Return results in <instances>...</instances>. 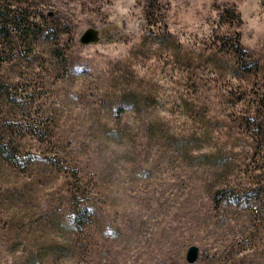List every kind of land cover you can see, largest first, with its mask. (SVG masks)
<instances>
[{"label":"rangeland","instance_id":"obj_1","mask_svg":"<svg viewBox=\"0 0 264 264\" xmlns=\"http://www.w3.org/2000/svg\"><path fill=\"white\" fill-rule=\"evenodd\" d=\"M257 144L264 0H0V264H264Z\"/></svg>","mask_w":264,"mask_h":264},{"label":"water","instance_id":"obj_2","mask_svg":"<svg viewBox=\"0 0 264 264\" xmlns=\"http://www.w3.org/2000/svg\"><path fill=\"white\" fill-rule=\"evenodd\" d=\"M99 40V33L97 29L88 28L80 36L79 41L82 44L95 43ZM198 256V248L195 245H191L186 253V259L188 262H194Z\"/></svg>","mask_w":264,"mask_h":264},{"label":"bare ground","instance_id":"obj_3","mask_svg":"<svg viewBox=\"0 0 264 264\" xmlns=\"http://www.w3.org/2000/svg\"><path fill=\"white\" fill-rule=\"evenodd\" d=\"M171 258V257H170ZM168 256L166 255H162L161 258L155 260V261H151L149 264H167L168 263ZM171 261V260H169ZM169 264V263H168Z\"/></svg>","mask_w":264,"mask_h":264},{"label":"trees","instance_id":"obj_4","mask_svg":"<svg viewBox=\"0 0 264 264\" xmlns=\"http://www.w3.org/2000/svg\"><path fill=\"white\" fill-rule=\"evenodd\" d=\"M257 146H259V144H257ZM259 148H264V145H260Z\"/></svg>","mask_w":264,"mask_h":264}]
</instances>
